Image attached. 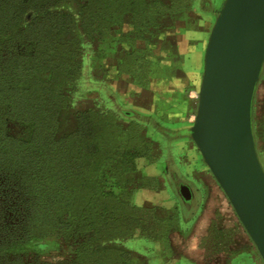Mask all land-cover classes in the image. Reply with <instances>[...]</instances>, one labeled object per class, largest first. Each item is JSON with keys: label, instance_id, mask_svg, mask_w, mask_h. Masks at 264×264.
I'll return each instance as SVG.
<instances>
[{"label": "rangeland", "instance_id": "374dc122", "mask_svg": "<svg viewBox=\"0 0 264 264\" xmlns=\"http://www.w3.org/2000/svg\"><path fill=\"white\" fill-rule=\"evenodd\" d=\"M224 1L71 0L56 9L66 18L27 15L35 31L2 52L22 67L7 81L30 83L52 101L53 142L80 135L61 144L59 162L83 171L67 182L74 202L58 214L64 228L24 246L25 264H178L186 243L188 255L205 262L201 238L184 235L189 220L175 185L187 182L197 160L209 171L182 132L194 124L205 50ZM254 122L263 156L260 117ZM37 128L6 126L23 143Z\"/></svg>", "mask_w": 264, "mask_h": 264}, {"label": "water", "instance_id": "95a60500", "mask_svg": "<svg viewBox=\"0 0 264 264\" xmlns=\"http://www.w3.org/2000/svg\"><path fill=\"white\" fill-rule=\"evenodd\" d=\"M264 73V0H225L211 30L193 126L182 132L264 263V167L254 129Z\"/></svg>", "mask_w": 264, "mask_h": 264}, {"label": "trees", "instance_id": "16d2710c", "mask_svg": "<svg viewBox=\"0 0 264 264\" xmlns=\"http://www.w3.org/2000/svg\"><path fill=\"white\" fill-rule=\"evenodd\" d=\"M69 1L0 0V264H25L24 246L64 228L58 214L74 202L67 182L83 171L74 164L68 172L66 163L59 162L60 153L66 150L61 144L80 135L73 134L59 144L53 142L52 101L30 83L27 88L9 85L8 77L22 67L9 62L11 56L2 54L11 51L9 46L24 42L34 30L33 22H25L29 13L40 14L42 21L65 17L56 9ZM38 37L33 40L37 47ZM9 121L34 122L38 128L33 141L23 143L10 137L6 129Z\"/></svg>", "mask_w": 264, "mask_h": 264}, {"label": "crops", "instance_id": "0c3cea01", "mask_svg": "<svg viewBox=\"0 0 264 264\" xmlns=\"http://www.w3.org/2000/svg\"><path fill=\"white\" fill-rule=\"evenodd\" d=\"M256 99L258 107L254 109V121L257 116L260 117L264 132V75L259 83ZM261 139L264 148V135ZM260 157L262 162L264 150L263 156ZM192 164L196 166L194 168L196 170H190L188 176L184 177L190 183L193 192L191 209L187 211L183 209L184 218L189 220L184 235L193 234L196 239L201 238L199 250L202 251V260L205 261L203 264H260L255 246L212 174L200 161ZM262 165L264 167V161ZM162 173L164 172H159L165 178ZM187 246L186 243L184 259L178 264H197L188 255L190 249Z\"/></svg>", "mask_w": 264, "mask_h": 264}, {"label": "flooded vegetation", "instance_id": "af4514ba", "mask_svg": "<svg viewBox=\"0 0 264 264\" xmlns=\"http://www.w3.org/2000/svg\"><path fill=\"white\" fill-rule=\"evenodd\" d=\"M254 109H255V104H254ZM175 187L178 191V194L182 198V201L184 203V209L186 211L190 210L192 207V198H193V192L190 183L188 182L180 183L178 186L175 185Z\"/></svg>", "mask_w": 264, "mask_h": 264}]
</instances>
